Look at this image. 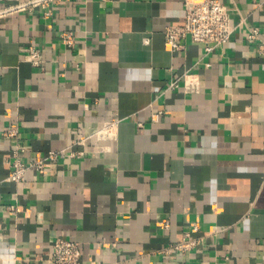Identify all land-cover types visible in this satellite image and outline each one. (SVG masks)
I'll use <instances>...</instances> for the list:
<instances>
[{
  "label": "crops",
  "instance_id": "0c3cea01",
  "mask_svg": "<svg viewBox=\"0 0 264 264\" xmlns=\"http://www.w3.org/2000/svg\"><path fill=\"white\" fill-rule=\"evenodd\" d=\"M31 1L0 0V264H54L57 237L84 263L264 264V0H222L233 33L212 52L165 48L186 0ZM64 148L7 180L15 151ZM196 222L194 251L160 252Z\"/></svg>",
  "mask_w": 264,
  "mask_h": 264
},
{
  "label": "built area",
  "instance_id": "2783aa9c",
  "mask_svg": "<svg viewBox=\"0 0 264 264\" xmlns=\"http://www.w3.org/2000/svg\"><path fill=\"white\" fill-rule=\"evenodd\" d=\"M51 0H32L35 5L49 6ZM184 21L178 25H167L164 30V45L167 50L179 51L184 47V41L190 39L193 42L203 43L207 52L222 47L228 43L233 33L231 25V12L229 7L222 0H186L184 9ZM47 13H50L49 11ZM260 30L256 27L248 29L247 37L249 40L258 39ZM62 41L67 45L75 42V36L72 32H64ZM29 62L37 66L42 60V50L39 47L30 44L28 46ZM178 86V80L170 83L169 88ZM197 85L194 84V89ZM114 121L105 122L102 128L96 130L92 135L98 139L113 138L112 128ZM10 136H16L17 132L8 130L6 132ZM85 139L76 140L74 144H79ZM70 149V148H68ZM67 148L61 150H51L45 158L32 159L29 163L20 160L17 151L13 155L12 169L7 175V180L20 182L25 179L26 171L35 167L37 170H43L47 164H52L59 159ZM71 156H77L79 151L70 152ZM200 231L198 222L194 223L191 230L186 232L181 240L172 243L169 247L160 252L169 253L172 250L179 251L182 254H190L200 243V238L192 237V233ZM82 250L79 242L57 237L53 243L51 250V260L54 264H100L97 261L90 263L82 262Z\"/></svg>",
  "mask_w": 264,
  "mask_h": 264
}]
</instances>
